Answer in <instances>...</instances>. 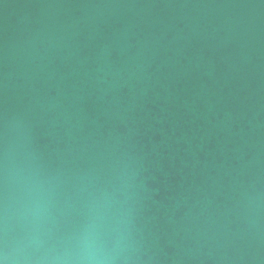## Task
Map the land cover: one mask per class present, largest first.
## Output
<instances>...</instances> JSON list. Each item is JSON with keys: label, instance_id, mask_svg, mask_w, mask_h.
I'll list each match as a JSON object with an SVG mask.
<instances>
[{"label": "water", "instance_id": "obj_1", "mask_svg": "<svg viewBox=\"0 0 264 264\" xmlns=\"http://www.w3.org/2000/svg\"><path fill=\"white\" fill-rule=\"evenodd\" d=\"M264 264V0H0V261Z\"/></svg>", "mask_w": 264, "mask_h": 264}, {"label": "clouds", "instance_id": "obj_2", "mask_svg": "<svg viewBox=\"0 0 264 264\" xmlns=\"http://www.w3.org/2000/svg\"><path fill=\"white\" fill-rule=\"evenodd\" d=\"M8 257H5L4 261H0V264H5ZM81 264H105L104 260L97 255V253L91 249L87 248L80 257Z\"/></svg>", "mask_w": 264, "mask_h": 264}]
</instances>
